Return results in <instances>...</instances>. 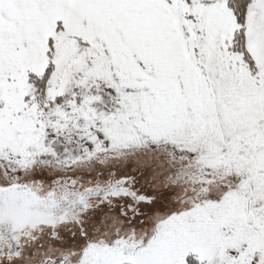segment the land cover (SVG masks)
Instances as JSON below:
<instances>
[{
  "label": "snow or ice",
  "instance_id": "1",
  "mask_svg": "<svg viewBox=\"0 0 264 264\" xmlns=\"http://www.w3.org/2000/svg\"><path fill=\"white\" fill-rule=\"evenodd\" d=\"M0 264H264V0H0Z\"/></svg>",
  "mask_w": 264,
  "mask_h": 264
}]
</instances>
